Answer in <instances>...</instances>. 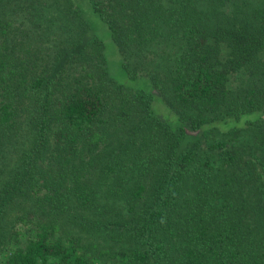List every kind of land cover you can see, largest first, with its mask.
I'll use <instances>...</instances> for the list:
<instances>
[{
	"label": "trees",
	"instance_id": "obj_1",
	"mask_svg": "<svg viewBox=\"0 0 264 264\" xmlns=\"http://www.w3.org/2000/svg\"><path fill=\"white\" fill-rule=\"evenodd\" d=\"M91 3L151 91L74 0H0V264H264V0Z\"/></svg>",
	"mask_w": 264,
	"mask_h": 264
},
{
	"label": "rangeland",
	"instance_id": "obj_2",
	"mask_svg": "<svg viewBox=\"0 0 264 264\" xmlns=\"http://www.w3.org/2000/svg\"><path fill=\"white\" fill-rule=\"evenodd\" d=\"M74 2L78 7L81 8L82 12L90 23L93 32L101 37L105 43V52L108 57L109 75L119 83L126 84L131 89H143L146 91H151L152 83L150 79L141 77L133 80L127 76L126 71L121 65V54L110 35L108 26L94 11L91 0H74ZM153 106L157 116L169 121L171 125L176 128L175 123L178 122V116L166 105V103H164L159 98H155L153 101Z\"/></svg>",
	"mask_w": 264,
	"mask_h": 264
},
{
	"label": "clouds",
	"instance_id": "obj_3",
	"mask_svg": "<svg viewBox=\"0 0 264 264\" xmlns=\"http://www.w3.org/2000/svg\"><path fill=\"white\" fill-rule=\"evenodd\" d=\"M257 118H261V114L253 113V114L242 115L241 118H240V121L237 124V126L243 128V127L246 126L247 122H249V121L255 122V120ZM225 130H228V129H225Z\"/></svg>",
	"mask_w": 264,
	"mask_h": 264
}]
</instances>
